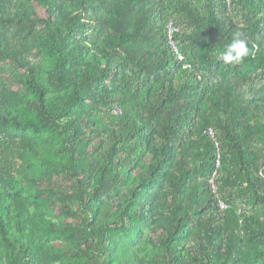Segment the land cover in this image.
<instances>
[{"label": "trees", "instance_id": "obj_1", "mask_svg": "<svg viewBox=\"0 0 264 264\" xmlns=\"http://www.w3.org/2000/svg\"><path fill=\"white\" fill-rule=\"evenodd\" d=\"M228 1L0 0V264H264V0Z\"/></svg>", "mask_w": 264, "mask_h": 264}, {"label": "clouds", "instance_id": "obj_2", "mask_svg": "<svg viewBox=\"0 0 264 264\" xmlns=\"http://www.w3.org/2000/svg\"><path fill=\"white\" fill-rule=\"evenodd\" d=\"M251 54L248 40L243 33L236 31L231 42L220 54L219 59L226 65H238Z\"/></svg>", "mask_w": 264, "mask_h": 264}, {"label": "built area", "instance_id": "obj_3", "mask_svg": "<svg viewBox=\"0 0 264 264\" xmlns=\"http://www.w3.org/2000/svg\"><path fill=\"white\" fill-rule=\"evenodd\" d=\"M228 2H230V0H229ZM173 32H174V29H170V32H169L170 37H172L171 35H172ZM171 44H172L173 47L175 48V45L173 44V42H171ZM179 59L182 60V56H181V55H179ZM209 134H210L211 136H213V133H212V132H209ZM221 208H222V209H225L226 206L222 204V205H221Z\"/></svg>", "mask_w": 264, "mask_h": 264}, {"label": "rangeland", "instance_id": "obj_4", "mask_svg": "<svg viewBox=\"0 0 264 264\" xmlns=\"http://www.w3.org/2000/svg\"><path fill=\"white\" fill-rule=\"evenodd\" d=\"M37 12L39 13V15H40L41 18H44L45 17V12L42 9L37 8ZM66 183H67L66 184L67 186L70 185V182L69 181H67Z\"/></svg>", "mask_w": 264, "mask_h": 264}]
</instances>
